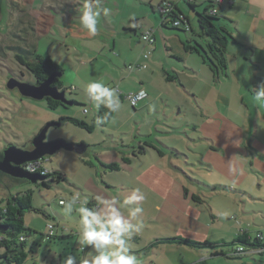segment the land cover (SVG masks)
I'll list each match as a JSON object with an SVG mask.
<instances>
[{"label":"rangeland","instance_id":"1","mask_svg":"<svg viewBox=\"0 0 264 264\" xmlns=\"http://www.w3.org/2000/svg\"><path fill=\"white\" fill-rule=\"evenodd\" d=\"M48 2L50 0H0L2 10L0 47L7 43V45L31 49L43 57H50L63 69L59 80L63 90H65L66 97L78 102V104L51 109L47 106L45 99L35 100L24 97L19 94L17 89L8 88L7 83L11 78L30 84H35L36 80L26 67L18 63L16 58V55H23L24 58L27 55L14 49L5 48L6 57H0V152L9 144L25 149L30 148L33 137L39 133L42 127L49 121H57L60 117H76L91 123L97 110L94 107L95 102L86 96V86L91 82H101L109 86H112L111 82H113V85H116L114 90L115 97L118 99L119 110L114 113L107 125H95L91 131L75 126L68 120L60 126L49 127L46 132L47 141L63 140L74 144L83 143L87 146L84 154L59 149L53 155L41 158L42 165L48 172L62 171L66 181L47 188L25 180L14 182L8 176H0V200H5L7 197L18 193L27 191L31 193L32 209L26 210L22 215L23 224L33 231L29 234L28 243L24 247L27 253L25 264H63V260L68 255L76 257L77 263L83 264L85 259L90 260L91 256L94 255L91 246H86L81 250L79 244L80 215L78 211L74 207L71 213H65L63 211L64 204H59V200L66 202L77 192L80 193V197H87L88 200L90 195L106 201H111L115 197L119 201L116 206L120 207L123 216L134 225H142L141 230L134 232L128 240L129 249L134 252L129 254H137L136 257L140 264H264V255L252 252L239 253L236 255L239 256L238 258L232 254L206 255L207 249L200 252V250L189 246L171 243H157L150 247L149 245L144 247L148 240L155 242L157 239L170 237H180L194 242H214L222 237L213 235L214 232L212 231L222 229L216 223L211 229L205 224L203 226L197 224L190 218V215H186V203L183 202L182 197L171 196L165 200L160 191L164 186L140 174L144 167L143 163L131 158L133 161V164L129 165L131 169L120 170V172H113V170L103 166L110 164L113 160L118 159L120 161V151L130 153L131 146L137 145L141 140L149 139L164 151L167 149L162 145L178 151V154L167 152L166 158L170 157L169 162L178 167L176 170L178 179L169 184L170 189L172 187L177 188L176 193L181 191L180 186H185L191 190H196L195 186L198 190L205 189L198 196L200 200L204 201L201 203L200 209L203 211L205 219L207 218L208 206H223L222 209L226 210L225 208L234 206L233 198L242 199L251 205L259 202L261 205L258 206L264 210V200H251L246 196L245 192L247 191L243 192V189L240 188L242 186L248 190L254 189V185L250 181L242 179L235 181L226 178L219 171V168H211L209 164L207 168L204 167L202 172L198 170L202 167L201 164L207 163L203 155L207 148H201L198 144L200 139L206 136L202 131L203 118L198 112L200 108L209 112L218 108L224 109L223 111L227 112L231 123L239 125L245 119L244 115L250 112L253 123L254 113L257 110L256 105H259L254 99L255 91L253 89L255 87L249 85L247 81H243L241 84L234 81L235 83L210 86V84H203L196 74L192 76L178 73L179 82L176 85L162 82L161 78L162 81L155 78L152 83L148 84V89L144 87L146 90L143 91L148 96L138 100L135 108H132L130 101L126 98L121 100L117 92L121 90L123 97L138 92L136 90L139 88V83L136 77L139 70L136 68V70L129 72L126 67L135 62L124 60L126 62L124 64L123 61H116L117 58L111 52V47L105 45L104 48L102 44H99V41L96 42L94 39L63 37L62 14L56 16L59 25L53 27L54 35L44 33L46 17L42 16L41 10ZM117 2L121 9L125 0L121 2L117 0ZM221 6L228 9L226 4L222 3ZM199 8L202 10L201 7ZM224 11H227L228 15L231 13L230 10ZM258 20L264 26V15L256 18V21ZM191 22L194 26V32L197 33L199 31L197 21L193 19ZM220 23L227 28L229 26L227 20L221 19ZM157 31L156 45L158 44V47L155 51L152 47L153 44L145 48L143 47L145 42L141 38L138 40V35L132 34L136 40L135 49L140 55L143 56L149 51L151 56L155 52V56H161L167 64L177 62L172 54L168 55V49H173V54L178 56L187 55L183 49L182 54L177 48L179 46L178 36L188 38L193 34L192 32L186 34V32L161 26ZM160 31L165 35L161 34ZM192 36L198 40L202 38L196 34ZM76 40L81 46L88 48L81 47L82 53H79L74 47ZM230 48L231 46H229ZM91 49L98 51L96 56H93V51H89ZM134 53L123 50L124 59ZM113 63L118 67L116 75L113 74ZM146 65L147 67L141 71H149L151 68L160 69L158 64H149L148 61ZM184 66L191 67L196 73L204 71L211 75L208 67L200 62L196 54H191V57L187 55ZM168 68L170 67L168 66ZM110 77L113 78L111 82ZM156 77L159 78V76ZM120 83H122L121 88L116 90ZM183 87H186L187 90H195L198 94L196 100L191 96H185L186 89ZM241 94L243 97L247 95V106L241 100ZM166 98L168 102L165 101ZM226 104L229 107H226ZM83 107L87 110L86 112H84ZM228 108H230L229 111ZM260 108L259 110L262 111V106ZM213 119L214 117L211 115L204 117V121L208 123H211ZM258 124V135L264 139V123L259 121ZM169 127H173L175 130H171ZM253 130L255 129L252 124L250 130L243 132L246 140H248V135H253ZM154 152L155 150H152V154ZM151 159L149 154L146 155V161L150 162ZM121 163L124 164L122 161ZM171 167L174 169L172 165ZM132 171L136 173L132 175ZM136 177H143L147 180L148 187L137 183L135 189H140L146 198L139 204L143 212L136 219H131L128 214L129 209L137 205L124 206L123 201L133 190L126 186H130V182H136ZM198 182L203 185H199ZM107 184L112 187L106 188ZM218 194L223 196L216 197ZM80 197H77V204H79ZM189 200L194 203L190 197ZM158 205H160L161 210L158 209ZM176 208H180L181 212L178 213L174 210ZM248 208L250 207L248 206ZM164 214L167 218H162ZM241 215L242 212L239 211L237 218H241ZM226 219L230 220L233 225L237 223L236 218L232 217L231 213L222 215V220L225 221ZM50 226H53L54 233L59 232V234H63V237H48ZM223 229L227 230L224 227ZM234 229L232 234L239 230L235 226ZM249 230L253 241L254 234H256L253 231L254 226ZM71 233H73L72 236H70ZM232 234L230 237L225 236L224 241L233 240L231 239ZM29 245L32 246L31 251ZM142 248L146 250L142 251ZM222 249L227 252L228 247Z\"/></svg>","mask_w":264,"mask_h":264},{"label":"crops","instance_id":"2","mask_svg":"<svg viewBox=\"0 0 264 264\" xmlns=\"http://www.w3.org/2000/svg\"><path fill=\"white\" fill-rule=\"evenodd\" d=\"M121 1L124 0H120V2ZM210 1L211 0H125L124 4L122 3L123 7L120 9L117 0H99V6L101 8H109L111 9V11L107 16H105L103 12H101L97 25V34L94 36L89 35L80 24L81 9L85 3V0H50V2H48L47 5L44 6V9L41 10V14L42 16H44V18L46 17L45 29H43L44 33H50L51 35H54L53 27L59 25V23L56 21V16L62 14L64 29L63 37H78L79 39H81V37H88L90 39L96 40V42L99 41V44H102V47H104L105 45L111 47V52H113V54H115L117 58L116 61H123L124 64L126 63L124 62V60L135 62L133 64H141L145 62L147 63V61L149 64H158L160 66V69L151 68L149 71H141L145 68L137 67L139 71L136 79H138L139 88L137 87L138 89L136 91L138 92L141 90H146L144 87L148 89V84L152 83L155 78H157L159 81L163 80L162 82L176 85L179 82L178 73H185L192 76L196 74L203 84H210V86H218L221 83L231 82L241 84L243 83V81H247L249 82V85L251 84L253 87L258 88L262 83H264V26L262 25L260 20L256 21V18L264 15V0H224L219 4L214 3V1ZM90 2H92L95 7V0H90ZM165 3L171 4V9L174 12H176L177 14L182 13L186 17L191 25V28L193 30L192 32L195 34H198L200 30L197 33L194 32V26L191 21L193 19L196 21L197 14L203 12L205 8L210 7L209 10L213 7L216 8V14L219 19L228 21L229 26L228 28L226 26L225 27L232 37L228 40L226 46L227 67L223 72L219 73L218 75H214L213 72L208 68V70L211 72V75H208L204 71L202 73H196L191 69V67L184 66L186 65L187 55L188 57H191V54L195 53H189L185 51L179 37V46L177 48L180 52H182V54L183 49L184 53H186L187 55L178 56L173 54V49H168V55L172 54V56L175 57L174 59L177 60L176 63L167 64L161 58V56H155V52L153 53V55L149 56L148 59H144L142 54L140 55V53L136 51V40L134 39V37H132V34L138 35V40H141L140 38L142 34L147 30H151L152 36L154 38V41L152 43L153 50L155 51L157 49L158 44L156 45V33L161 26L160 24L162 19H164L159 8ZM204 3L206 4L204 5ZM222 3L226 4L228 6V9L222 7ZM189 4L193 6V9L189 8ZM199 7H201L202 10ZM224 10H230L231 13L228 15L227 11ZM34 18L35 17L33 16V19ZM220 25L223 24L220 23ZM161 34L165 35L163 32H161ZM199 40H203V38H200ZM152 44L143 43V47L148 48L149 45ZM74 45L79 53H82V50L80 49L81 47L84 49L88 48L86 46H81L79 44V41L77 40L76 42H74ZM228 45L231 46L230 49ZM5 46H7V43L3 45V47ZM123 50H128L135 53L132 56H128L124 59ZM89 51H93V56H96V53H98V51L94 49H91ZM196 56L200 60V62L204 64L201 58L198 55ZM112 66L113 74L116 75L118 67L114 63ZM168 66L170 68H168ZM163 71H168L172 74H175L177 78L173 81H168L165 79ZM156 76H159V78ZM109 79L110 82L113 80V78L111 77ZM78 80L84 84V82L80 78H78ZM111 83L112 86H109L108 84H105V86L114 89L116 85H113V82ZM121 85L122 83L117 86L116 90L121 88ZM142 85L143 87H141ZM82 86L85 87V85ZM184 89H186V87ZM186 91L184 92L185 96H191L196 100L198 94L195 92V90L186 89ZM117 93L118 96L121 97V100L125 98L122 96L121 90H118ZM159 93L161 94V91ZM241 95V100H243L245 102V105L247 106V95H245L244 97L243 94ZM147 96L148 95L146 94L145 97ZM88 98L91 99L90 97ZM165 101L168 102L167 98L165 99ZM260 106H262L263 108L262 111L259 110L261 109ZM226 107H229L228 104H226ZM256 107L257 110L254 113L253 123L251 121V114L249 112L248 114L244 115L245 119L243 120L241 125L235 123L232 124L231 120L228 119L229 116L227 112L223 111L224 109L218 108L212 112H209L206 109L204 110L200 108V111L198 112L201 114V118H203L202 131L206 136L204 138H201L198 144L199 146H201V148H207L206 152H204L203 154L204 159L207 162L204 165L207 166L201 164L202 167L198 170L202 172L204 167L207 168L209 164L211 165V168H219L220 170H217H219L226 178H231L235 181H239L241 179L248 180L252 185H254V189L248 190L246 187L243 188L242 186H240V188L243 189V192L247 191L245 192L246 196H248L251 200H264V139H262L258 135V123L259 121H262L264 123V102H260L258 106L256 105ZM229 110L230 108H228V111ZM209 115L214 117V119L211 120V123L204 121V117H209ZM109 121L107 122V124L109 123ZM252 124L254 125L255 130H253V135H248V140H246L244 138L243 132L250 130ZM169 128L171 130H175L173 127ZM146 137L149 138V136ZM144 142L149 143V145L151 146H146V148H144L145 150L142 153L138 154L137 156L134 155L132 151ZM162 146L168 151L160 149L149 139H147L139 141L135 146H131L130 153L120 151V161L117 159L111 162L116 163L119 166V169L113 172H120V170L126 169L130 170L131 168L129 167V165L133 164V159H135V161L143 163L144 167L141 169L142 171L140 170V174L144 177H148V179H150L151 181L164 186L162 189H160V191L162 192L161 196H163L165 200H167V198L171 196H180L182 197L183 202L186 203V215H190V218L193 219L197 224H200L202 226L205 224L209 229L213 228L215 226V223L216 225L220 226L222 230H213L212 232H214L213 235L222 238L214 242L224 241L225 236L230 237L231 234L235 231L234 226L239 230H237L235 234H232L231 239L239 236V234L242 232L248 233V235L252 239L249 230V228H251L252 226H254L253 231L256 233L254 234V237L257 238L259 235H262V237L264 238V210H262V208L258 206L261 205L259 202H255L251 205L247 201H243L242 199L238 200L236 198H233L234 206L232 208H225L226 210L222 209L223 206L214 207L213 205H210L207 207V218L205 219L204 213L200 209L202 206L201 203L204 201L202 199L200 200V198L198 197L205 189L198 190L197 186L195 185L194 186L196 190H191L190 188H187L185 186H180L179 189L181 191L179 193H176L177 188L172 187V189H170L168 187L169 184H172L174 180L178 179V175L176 173L178 167L169 162L170 157H168V159L166 158L167 152L178 154V151L171 147H167L164 145ZM152 150H155L153 154ZM148 154L152 157V161L150 162L145 160L146 155ZM123 157L129 158L130 161L128 163L124 162V164L121 163V161L123 162ZM171 165L174 167V169L171 167ZM135 173L136 172L132 171V175H134ZM137 183L148 187V182L143 177H136V182H130V186L126 187L128 189H135ZM110 187H112L110 184L106 185V188ZM222 196V194H218L216 197ZM91 197H93L98 202V208L103 206V204H101L100 201L92 195H90L89 200L91 199ZM189 197L194 203L189 200ZM248 206L250 208H248ZM158 209L161 210L160 205H158ZM174 210L178 211V213L181 212L180 208H176ZM239 211L242 212L241 218H237V213ZM227 213H231V216H234L236 218L237 223H235V225H233L232 222L228 219H226L225 221L222 220V215H226ZM162 218L167 217L164 214L162 215ZM222 226L224 228H227V230H224ZM72 235L73 233L70 234V236ZM28 236L26 237V242ZM53 236L54 238H62L63 234H59V232L54 233L53 230ZM151 241L153 240H148L147 244H144V247H147V245H149V247L152 246L154 242ZM225 242H230V240ZM141 250L145 251L146 249L142 248ZM201 251L202 250H200V252ZM130 253L134 252L130 251ZM207 254L210 253L206 252V255Z\"/></svg>","mask_w":264,"mask_h":264},{"label":"trees","instance_id":"3","mask_svg":"<svg viewBox=\"0 0 264 264\" xmlns=\"http://www.w3.org/2000/svg\"><path fill=\"white\" fill-rule=\"evenodd\" d=\"M211 2V1H210ZM171 5V4H170ZM189 8L193 9V6L189 4ZM210 8V7H209ZM209 8H205L203 12L197 14V25L199 27L200 32H198V36H201L203 40L194 39L195 33H193L191 25L186 17L179 13L177 14L172 9L161 12L162 19L161 27L165 28H172L177 31L192 32L193 34L190 35L188 38H181L180 42L183 46V49L189 53H195L198 55L202 62L208 66L210 71L213 72L214 75H218L219 73L223 72L226 67V46L228 40L232 37L229 31L226 29L225 26L220 25V19L217 14H212ZM1 3H0V28H1ZM182 15V18H180ZM178 21V25H174V22ZM4 48L14 49L18 52L27 55L25 58L23 55H16L18 63L22 66L26 67L27 70L35 77L36 82L43 81L49 74L52 72L62 74L63 69L57 65L50 57L40 56L37 55L31 49H25L20 47H15L12 45H7L5 47H0V57H6L7 53L5 52ZM149 52V51H148ZM146 54V53H144ZM143 54V57H144ZM150 56V52L148 56L144 59H148ZM174 57V56H173ZM175 58V57H174ZM177 58V57H176ZM6 59V58H4ZM147 65L145 63H141ZM131 65V64H129ZM138 65V64H133ZM128 69V66H126ZM129 70V69H128ZM130 71V70H129ZM132 71V70H131ZM163 75L166 80L173 81L177 78L175 74H172L168 71H163ZM59 78L54 79L55 86L63 89L61 86V81ZM47 101V106L51 109H55L58 106H64L60 101L53 100L50 98L45 99ZM73 105L78 104L74 100H71ZM85 107V106H84ZM83 107V108H84ZM132 108H135V105H132ZM110 110L107 109L104 105H100L99 109L96 110V116L91 121V123H87L82 119L76 117H60L59 121H66L68 120L73 125L83 128L87 131H91L95 125L104 126L107 122L112 118L114 112L110 113L109 115H105L109 113ZM98 120H103L102 123H98ZM146 146H151L149 143L144 142L140 144L137 148H135L132 153L134 155H138L142 153L146 148ZM84 154V153H83ZM2 158V152H0V160ZM123 162L128 163L130 161L129 158L123 157ZM106 168L117 171L119 169L118 164L111 163L108 165H104ZM39 174V173H38ZM41 175V174H40ZM47 176L46 180L42 182H38V185H43L47 188L52 187L53 185L59 184L60 182L66 181V177L62 171L53 170L52 172H48L43 174ZM0 176H8L11 181L14 182H21L24 179L14 178L9 175H6L0 172ZM26 181V180H25ZM199 185H203L199 182ZM59 204L60 200H59ZM98 205V202L91 197L88 203V207H94ZM98 208V207H97ZM31 193L29 191L21 194H14L10 197H7L5 200H0V264H25L27 259V253L25 252L24 247L26 246V237L31 234L33 231L26 227L22 221V215L26 210H31ZM48 237L54 238L53 234L49 235ZM23 236L24 239L21 240L20 237ZM19 241V243H18ZM157 243H171V244H179L189 246L191 248H195L197 250L205 251L206 249L211 255H234L239 251V248H242L243 251H248L251 249H258L260 250L258 254L264 255V238H254L252 241L251 237L248 233L242 232L234 238L230 242L220 241V242H194L188 239L180 238V237H170V238H162L157 239L152 245ZM228 247L227 252H225L222 248ZM30 251L32 250V246L29 245ZM227 253V254H226ZM240 253V252H239ZM201 263V262H200Z\"/></svg>","mask_w":264,"mask_h":264},{"label":"clouds","instance_id":"4","mask_svg":"<svg viewBox=\"0 0 264 264\" xmlns=\"http://www.w3.org/2000/svg\"><path fill=\"white\" fill-rule=\"evenodd\" d=\"M110 11L109 8H101L99 0H95V7L90 0H85L80 15L82 28L89 35H96L101 12L107 16ZM253 90L255 91V101L258 103L264 102V83ZM85 91L87 97L95 102L94 107L97 110L101 104L110 110L109 113L105 114L106 116L119 110V103L115 97L114 89L105 86L101 82H91L86 86ZM102 122L103 120H98V123ZM29 170L34 171V169ZM77 197H80L79 192L62 203L64 204L63 211L65 213H71L75 207L80 215L79 244L81 250L86 246H91L94 252L91 259H85L83 264H140L135 255L129 254L128 240L134 232L141 230L142 225H134L123 216L120 207L116 206L119 201L115 197L111 201L97 198L104 205V207L99 208L87 207V197H80L79 204H77ZM145 198V195L138 188L133 189L125 197L124 206L137 205L129 209L128 214L131 219H136L143 212L139 204ZM20 239L23 240L24 237L21 236ZM63 264H77V259L72 255H68L63 260Z\"/></svg>","mask_w":264,"mask_h":264},{"label":"water","instance_id":"5","mask_svg":"<svg viewBox=\"0 0 264 264\" xmlns=\"http://www.w3.org/2000/svg\"><path fill=\"white\" fill-rule=\"evenodd\" d=\"M62 74L52 72L43 81L30 84L18 81L14 78L9 79L7 87L17 89L19 94L24 97H30L35 100L50 98L60 101L65 106H72L73 103L65 95V90L53 85L54 79L61 77ZM63 121H49L37 133L32 141L30 148H20L15 145H7L2 150V158L0 160V172L14 178L24 179L30 183L37 184L46 180L47 176L38 173H29L23 168V164L35 160H39L45 156L56 153L59 149L74 151L83 154L86 146L81 144L68 143L63 140H46V132L51 126H60Z\"/></svg>","mask_w":264,"mask_h":264},{"label":"built area","instance_id":"6","mask_svg":"<svg viewBox=\"0 0 264 264\" xmlns=\"http://www.w3.org/2000/svg\"><path fill=\"white\" fill-rule=\"evenodd\" d=\"M223 1H224V0H214V3L219 4V3L223 2ZM159 9H160L161 12L164 13V12H166V11H168V10L171 9V5L168 4V3H165V4L162 5ZM211 13H212V14H215V13H216V8H213V9L211 10ZM180 18H182V15H180ZM178 23H179L178 21H175V22H174V25H178ZM141 39H142L145 43L152 44L153 41H154V38H153V36H152V32H151V30H147L145 33H143L142 36H141ZM148 54H149V52H147L146 54H144V57L146 58V57L148 56ZM137 67H138V68H145V65H144V64H138V65H133V64H131V65H128V69H129L130 71L133 70V69H135V68H137ZM141 93H143V95H141ZM145 96H146V93H145L143 90H141V91H139V92H137V93H131V94H127V95H125V98L128 99V100L130 101L131 105H135L136 102H137L138 100L144 98ZM83 110H84V112L87 111L85 108H84ZM22 166H23V168H24L27 172H29V173H39V174H41V175L47 173V170H46V169L43 167V165H42V159H39V160H35V161H31V162L24 163ZM29 169H34V171H30ZM62 202H64V201H63V200H60V203H62ZM62 204H63V203H62ZM97 207H98V205H97V206L95 205L94 207H91V208H97ZM48 234H49V235H52V234H53V226H50V227H49ZM257 238H262V235H259ZM259 251H260V250H258V249H251V250H248V251H243L242 248H239V251H238L237 254H239V252H240V253H242V252L258 253ZM237 254H236V255H237Z\"/></svg>","mask_w":264,"mask_h":264}]
</instances>
